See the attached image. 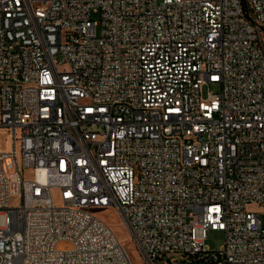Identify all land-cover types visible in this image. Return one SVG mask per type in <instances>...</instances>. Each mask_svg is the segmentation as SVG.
<instances>
[{"label": "built area", "instance_id": "built-area-1", "mask_svg": "<svg viewBox=\"0 0 264 264\" xmlns=\"http://www.w3.org/2000/svg\"><path fill=\"white\" fill-rule=\"evenodd\" d=\"M0 129V264H264V0H0Z\"/></svg>", "mask_w": 264, "mask_h": 264}, {"label": "rangeland", "instance_id": "rangeland-1", "mask_svg": "<svg viewBox=\"0 0 264 264\" xmlns=\"http://www.w3.org/2000/svg\"><path fill=\"white\" fill-rule=\"evenodd\" d=\"M208 92L219 93L220 87L217 84H209L204 88V95L206 96ZM13 148L12 136L9 130L0 129V153L9 152ZM20 151V147L18 146ZM250 209H255L254 206ZM101 218H103L113 229L115 235L120 240V242L126 247L129 252L133 264H147L145 259L142 257L137 244L135 243L133 236L128 228V226L123 221L119 211L113 208L99 209L95 210ZM225 241V233L220 230H209L206 234V245L212 251H219ZM69 245L66 243H60L59 248H66ZM170 259L180 258V255L173 252L169 254Z\"/></svg>", "mask_w": 264, "mask_h": 264}]
</instances>
